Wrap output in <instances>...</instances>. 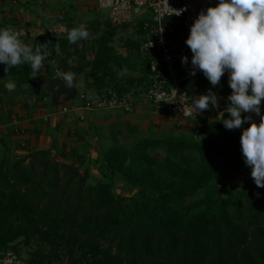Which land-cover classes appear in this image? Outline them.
<instances>
[{"label":"trees","instance_id":"1","mask_svg":"<svg viewBox=\"0 0 264 264\" xmlns=\"http://www.w3.org/2000/svg\"><path fill=\"white\" fill-rule=\"evenodd\" d=\"M76 13L69 4L57 21L66 29L65 37L49 31L35 39L19 37L28 45L46 43L48 56L35 74L27 64L8 73L0 64V93H7L9 80L22 90L52 76L51 59L65 76L80 75L86 64L83 48L91 43L96 51L86 64L93 78L87 85L94 87V97L111 90L131 93L137 98L134 107L145 103L140 96L149 82L148 63L139 52L144 36L140 22L77 21ZM80 24L86 25L89 38L68 43V30ZM129 26L136 39H126L123 46L137 63L112 45L119 29ZM0 28L12 30L1 20ZM55 45L58 54L50 47ZM187 57L188 64L182 65L184 89L193 97L198 90L199 97L212 88L222 97L224 110L231 94L227 73L213 87L202 73L189 74L190 49ZM121 69L137 77L119 81ZM244 115L259 123L254 114L242 113V119ZM249 126L226 130L217 121L206 123L198 127L203 145L193 135L168 132L131 146H114L98 161L96 182L91 181L90 166L82 171L57 161L50 150L15 157L6 149L0 158V257L6 252L21 257V248L38 241L36 251L24 259L28 264H264V188L253 180L239 188L231 185L237 175H250L240 151L242 130ZM0 144L5 145L1 138ZM221 177L230 185L226 192L218 185ZM118 184L126 189L118 192Z\"/></svg>","mask_w":264,"mask_h":264},{"label":"clouds","instance_id":"2","mask_svg":"<svg viewBox=\"0 0 264 264\" xmlns=\"http://www.w3.org/2000/svg\"><path fill=\"white\" fill-rule=\"evenodd\" d=\"M90 36L86 25L80 24L67 32L68 43L87 40ZM191 52L190 75L201 71L215 87L227 73L231 94L229 103L218 112L215 121L226 130H242L240 151L245 166L251 169L250 177L258 188H264V114L261 101L264 99V0H218L215 7H208L198 14L190 26L184 42ZM48 45L25 44L18 34L9 28H0V64L4 71L27 64L31 72L40 71L47 58ZM181 64H188V57H181ZM65 82H72L67 74ZM5 90L14 92L17 85L9 80ZM218 107L217 94L209 89L206 94L192 97L189 108L196 115ZM259 117L257 124L250 115ZM227 114V118H225Z\"/></svg>","mask_w":264,"mask_h":264},{"label":"crops","instance_id":"3","mask_svg":"<svg viewBox=\"0 0 264 264\" xmlns=\"http://www.w3.org/2000/svg\"><path fill=\"white\" fill-rule=\"evenodd\" d=\"M33 1L0 0V20L13 28L19 19L22 28L26 30L25 35L32 37L29 33L31 29L43 30L45 33L49 31L48 26L62 18L66 1L75 4L73 0ZM53 71L54 74L48 77L63 82L69 87L64 88L68 92L56 89L53 93L37 88L36 81L22 90L0 93L3 99L0 104V138L5 141V145L0 144L1 157L6 154V149L15 157L36 150H50L57 161L73 163L82 169L90 166L92 178L99 180L101 164L98 161L105 151L114 146H131L143 138H161L170 131L174 115L165 112L168 119L164 120L156 113V107L151 105L150 109L145 103L137 104L128 114L123 111L110 113L76 110L81 95L75 87L79 83L78 77L73 76V82L68 84L64 78L61 80L56 77V69ZM92 95L94 97L95 94ZM260 108L264 114V99ZM184 121L186 123L180 124L182 133L192 134L194 125ZM186 129H190L189 133H186ZM115 188L119 191L126 189L122 184Z\"/></svg>","mask_w":264,"mask_h":264},{"label":"built area","instance_id":"4","mask_svg":"<svg viewBox=\"0 0 264 264\" xmlns=\"http://www.w3.org/2000/svg\"><path fill=\"white\" fill-rule=\"evenodd\" d=\"M218 0H98L103 10H109V19L115 25L140 22L143 38L140 55L148 63V85L140 100L152 104L157 109L187 120L194 125V137L202 144V134L198 127L215 122L221 106L195 114L189 108L192 95L184 89L181 57H187L189 48L184 43L189 35L190 26L198 14L208 7H215ZM56 77L64 74L56 70ZM198 96L195 89L194 97ZM131 93L118 95L107 90L97 97L79 96L80 105L76 110L86 112L118 110L131 113L134 110ZM66 110L64 109V112ZM0 264H28L13 252L0 257Z\"/></svg>","mask_w":264,"mask_h":264},{"label":"rangeland","instance_id":"5","mask_svg":"<svg viewBox=\"0 0 264 264\" xmlns=\"http://www.w3.org/2000/svg\"><path fill=\"white\" fill-rule=\"evenodd\" d=\"M70 1L72 2V0H70ZM33 2L37 3L38 1L34 0ZM73 3H75L73 5L77 9V13H76L77 21L98 19V20L101 21L102 24H104L105 21H107L108 18H109V14H110L109 10L101 9L99 7V5H98V0H73ZM68 5H69L68 2L66 1V5L64 7V9H65L64 11H66L68 9ZM37 22H38V20H37ZM22 27H23V24L18 19V20H16L15 25L12 28L13 31H15L18 34L19 37H23L26 34L25 33L26 30H24ZM48 28H49V32L52 33L53 35L57 36V37H61L62 38V37H65V35H66L65 34L66 33V29L64 27H62V25L57 23V22L55 24H52V25L48 26ZM40 32H41V34L44 33L43 30L39 31V30H35L34 28L29 31L30 35L32 36V39H35L39 35H41V34H39ZM126 39H131V40H135L136 39V34H135V30H134L133 27L129 26V27H126V28L119 29V31L117 32V34L114 37V40L112 42V45L115 47L116 51H118V53L122 57L126 56L128 53H129L130 56H133V54L130 53L128 50H126L125 47L123 46L124 45V41ZM50 45H52V44H50ZM50 47H54V49L56 51V54H58V52H59V47L58 46L55 45V46H50ZM80 48L81 47L79 46V49ZM95 49L96 48L91 43H87L86 46L83 48V52H84V56H85V63L86 64L87 63H91V61H92V59H93V57L95 55V51H96ZM131 59L134 60L136 63H137V61H139L137 59V57H135V56H133ZM86 64L82 68L83 72L80 75L77 76L78 77L77 79H78L79 83L75 87H76V91L79 93V95L80 94H84V93L92 95L93 93H95L93 91L94 87H92V89H89V87H88V85H90V86L92 85L91 83H92L93 78L89 77V75H90V65L87 66ZM49 65H50V68L52 70H54L56 68V66H55L56 62L53 61L52 59L49 61ZM72 65H74V64L72 63ZM187 67H189V66H187ZM189 70H192V69L189 68ZM196 73H202V72L197 70ZM131 75L133 77H137L135 72H131L130 73L126 69H121V70L118 71V79H119V81H121V79H124V77L131 76ZM72 82H73V79H72ZM210 89L213 91L212 88H210ZM28 94L30 96V93H28ZM217 97H218V104L221 106L222 105V97H220L219 94H217ZM38 98L39 97H37L36 100ZM151 105L152 104H150V105L147 104V106L150 109L153 106V105L152 106ZM137 106L138 105H136L135 107H137ZM155 110H156V113L158 115H160L164 120L168 119L165 116L166 114H165V110L163 108L162 109H156L155 108ZM118 112H122V111H120V110L116 111V113H118ZM172 117H173L172 118V120H173L172 123L173 124H172V126L170 128V131H167L165 134H167L168 132H172L174 135H178V134H180L182 132L181 131L182 128L180 127V124H182L184 122L186 123V121L182 120L181 118H179L177 116L175 118H174V116H172ZM189 130L186 129L187 132L186 131L185 132L189 133L188 132ZM192 135L194 136V127H193V133L190 134L189 137H192ZM159 155H162V153L159 152ZM0 158H1V156H0ZM83 170H84V168L82 169V171ZM92 174L94 175V173H92ZM94 176L98 177V175H94ZM251 180L252 179H251L249 174H247V175H237V177H235V179L232 180L231 185H232V188H239V187H241V185L244 182L251 181ZM91 181L92 182H96L97 179L92 178ZM217 182H218V185L220 186V188H222L225 192L229 189L230 185H228V183L224 180L223 177L219 178L217 180ZM117 191L119 192V190H117ZM38 244H39L38 241H36V242L32 243L31 245H29L28 247L21 248V250H22L21 258L22 259L28 258L27 253L30 254V253H33L34 251H36ZM57 264H60V263H57Z\"/></svg>","mask_w":264,"mask_h":264},{"label":"water","instance_id":"6","mask_svg":"<svg viewBox=\"0 0 264 264\" xmlns=\"http://www.w3.org/2000/svg\"><path fill=\"white\" fill-rule=\"evenodd\" d=\"M36 87L37 88H43V89H45L49 92H53V93H55L56 89L65 90L64 88H69L68 86L66 87V85H64L63 82L58 81L53 77H44V78L40 79L37 82ZM68 90L70 92H73L71 89H68ZM65 91H67V90H65ZM66 262H67V260H66Z\"/></svg>","mask_w":264,"mask_h":264}]
</instances>
